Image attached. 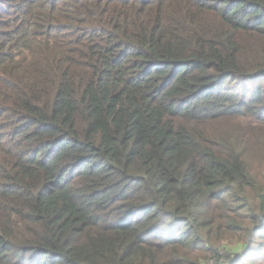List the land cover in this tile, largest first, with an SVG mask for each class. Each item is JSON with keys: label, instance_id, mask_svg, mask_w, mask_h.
I'll list each match as a JSON object with an SVG mask.
<instances>
[{"label": "trees", "instance_id": "16d2710c", "mask_svg": "<svg viewBox=\"0 0 264 264\" xmlns=\"http://www.w3.org/2000/svg\"><path fill=\"white\" fill-rule=\"evenodd\" d=\"M0 264H264V0H0Z\"/></svg>", "mask_w": 264, "mask_h": 264}, {"label": "rangeland", "instance_id": "374dc122", "mask_svg": "<svg viewBox=\"0 0 264 264\" xmlns=\"http://www.w3.org/2000/svg\"><path fill=\"white\" fill-rule=\"evenodd\" d=\"M225 244H227L226 242H224Z\"/></svg>", "mask_w": 264, "mask_h": 264}]
</instances>
